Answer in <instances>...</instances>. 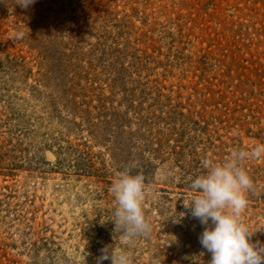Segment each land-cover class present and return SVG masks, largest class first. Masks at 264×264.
<instances>
[{
    "label": "rangeland",
    "instance_id": "rangeland-1",
    "mask_svg": "<svg viewBox=\"0 0 264 264\" xmlns=\"http://www.w3.org/2000/svg\"><path fill=\"white\" fill-rule=\"evenodd\" d=\"M258 143L264 0H0V264H97L106 246L209 264L190 182L204 158ZM126 167L151 185L152 230L131 247L111 221ZM246 167L241 220L264 244V160Z\"/></svg>",
    "mask_w": 264,
    "mask_h": 264
},
{
    "label": "clouds",
    "instance_id": "clouds-1",
    "mask_svg": "<svg viewBox=\"0 0 264 264\" xmlns=\"http://www.w3.org/2000/svg\"><path fill=\"white\" fill-rule=\"evenodd\" d=\"M34 3L35 0H17L23 9ZM259 160H264V143L255 144L249 150H232L221 162L206 157L201 162L206 171L190 182L192 195L185 208L204 226L199 241L211 254L209 264H264V244L251 242L255 232L241 220L250 203L248 194L256 191L246 166ZM150 190L144 175H133L131 167L119 171L111 184L115 204L111 221L115 234L119 233L126 247L152 230L143 207ZM101 253L97 264L105 260L111 264H131L124 247L106 246Z\"/></svg>",
    "mask_w": 264,
    "mask_h": 264
},
{
    "label": "trees",
    "instance_id": "trees-1",
    "mask_svg": "<svg viewBox=\"0 0 264 264\" xmlns=\"http://www.w3.org/2000/svg\"><path fill=\"white\" fill-rule=\"evenodd\" d=\"M178 136H181V135H178ZM164 138H162L161 140H157V145H161V147L163 148L164 147ZM178 143V142H177ZM171 148V151H167V154H169V160H172L176 165L179 166L180 169H185L186 166H185V163L183 161V158H185V147L183 145H180V143L174 145L173 147H170ZM162 151V150H160ZM162 154H160L161 156ZM256 192V191H255ZM254 192V193H255Z\"/></svg>",
    "mask_w": 264,
    "mask_h": 264
}]
</instances>
